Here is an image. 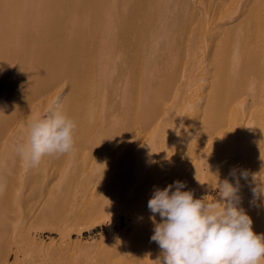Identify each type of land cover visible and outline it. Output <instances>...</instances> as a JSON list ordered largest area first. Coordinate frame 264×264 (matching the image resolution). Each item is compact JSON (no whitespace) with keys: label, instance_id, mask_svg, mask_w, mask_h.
Segmentation results:
<instances>
[{"label":"bare ground","instance_id":"bare-ground-1","mask_svg":"<svg viewBox=\"0 0 264 264\" xmlns=\"http://www.w3.org/2000/svg\"><path fill=\"white\" fill-rule=\"evenodd\" d=\"M57 100L74 148L27 167ZM232 172L264 234V0H0V264H159L155 188Z\"/></svg>","mask_w":264,"mask_h":264},{"label":"clouds","instance_id":"clouds-1","mask_svg":"<svg viewBox=\"0 0 264 264\" xmlns=\"http://www.w3.org/2000/svg\"><path fill=\"white\" fill-rule=\"evenodd\" d=\"M75 128L57 100L27 125L26 139L14 150L27 167H37L47 155L73 150ZM230 175L235 183L218 179L211 201L194 198L192 191L182 190L186 185L181 181L155 188L147 207L154 225L151 240L161 250L159 264H264V234L254 232L251 217L240 206L239 178ZM247 175L242 172L240 178ZM252 191L264 195V185Z\"/></svg>","mask_w":264,"mask_h":264},{"label":"rangeland","instance_id":"rangeland-1","mask_svg":"<svg viewBox=\"0 0 264 264\" xmlns=\"http://www.w3.org/2000/svg\"><path fill=\"white\" fill-rule=\"evenodd\" d=\"M202 197H205V196H202V195L194 196V198H197V199L202 198ZM101 232H103V228L98 227L97 229H94V232L93 233H91V234L90 233H86L85 234V237L86 238L89 237L91 241L93 240V238L96 240L97 237L100 238V233ZM43 235L50 236V232L49 231H46V232L43 233Z\"/></svg>","mask_w":264,"mask_h":264}]
</instances>
